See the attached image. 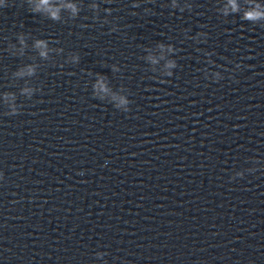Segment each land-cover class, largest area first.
<instances>
[{
  "label": "water",
  "instance_id": "1",
  "mask_svg": "<svg viewBox=\"0 0 264 264\" xmlns=\"http://www.w3.org/2000/svg\"><path fill=\"white\" fill-rule=\"evenodd\" d=\"M0 264H264V0H0Z\"/></svg>",
  "mask_w": 264,
  "mask_h": 264
},
{
  "label": "clouds",
  "instance_id": "2",
  "mask_svg": "<svg viewBox=\"0 0 264 264\" xmlns=\"http://www.w3.org/2000/svg\"><path fill=\"white\" fill-rule=\"evenodd\" d=\"M247 18H249V19H255V18H258V17H256L255 15H250Z\"/></svg>",
  "mask_w": 264,
  "mask_h": 264
}]
</instances>
